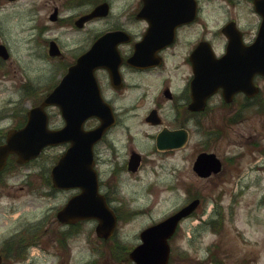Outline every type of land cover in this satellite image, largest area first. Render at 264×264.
Returning a JSON list of instances; mask_svg holds the SVG:
<instances>
[{
    "label": "flooded vegetation",
    "instance_id": "obj_1",
    "mask_svg": "<svg viewBox=\"0 0 264 264\" xmlns=\"http://www.w3.org/2000/svg\"><path fill=\"white\" fill-rule=\"evenodd\" d=\"M256 1L0 0V96L8 97L5 105L0 106V143L8 130L25 124L29 108L35 105V100L38 103L37 77L28 72L27 64L33 67L41 46L52 66L48 69L50 75H42L40 79H46L51 91L80 56L102 37L115 33L112 40L101 45V50L107 45L111 51L112 70L103 66L94 69L101 95L111 105L116 118L115 125L94 149L100 191L111 199L99 169L102 161L99 145L117 128L128 130L122 145L127 142L129 147L157 149L160 147L157 137L163 131L170 132L167 140L169 145H174L166 147H179L175 146V135L182 136L184 130L188 139L181 147H213L219 135L229 136L230 124L243 118L248 106L259 100V95L248 96L244 91L230 92L223 87L207 95L206 85L200 86L196 93V82L200 75H206L211 55L214 58L227 53L230 36L236 34L246 44L256 39L264 21ZM28 4L29 10L22 16L23 5ZM246 17L253 19V28L242 25ZM216 22L222 25L216 27ZM261 78L255 77L257 84ZM26 100L30 101L27 106L23 103ZM7 114L9 124H5ZM56 117L50 108L53 128L65 124L64 121L52 124ZM126 119H131L134 125L125 124ZM98 123L97 118H89L84 128H93ZM132 127L143 135L138 136L137 144L130 132ZM69 145L65 144L64 148ZM133 151L130 148L128 159L123 161L125 170L132 164ZM167 151L170 150L159 152ZM144 159L142 154L141 166ZM113 160L114 157L110 162ZM113 164L116 166L119 162ZM50 172L51 194L70 191V197L77 193L74 189L54 187ZM78 224L65 226L70 230ZM32 227L31 234L35 237H42L47 231L39 223ZM20 233L16 230L11 238L4 240L0 251L3 258L8 254L13 260L24 248L25 237ZM10 247L21 248L15 252Z\"/></svg>",
    "mask_w": 264,
    "mask_h": 264
},
{
    "label": "rangeland",
    "instance_id": "obj_2",
    "mask_svg": "<svg viewBox=\"0 0 264 264\" xmlns=\"http://www.w3.org/2000/svg\"><path fill=\"white\" fill-rule=\"evenodd\" d=\"M29 8V4L23 5L26 11L22 16ZM241 23L247 28L255 26L249 17ZM220 25L222 22L215 23L216 27ZM27 65L28 72L37 77L39 97L48 91L49 85L45 77L43 81L40 76H49L51 70L48 69L52 66L43 46L33 67L30 63ZM259 83L264 99V79ZM7 98L0 96V106L5 105ZM23 103L27 106L30 101ZM52 109L57 115L52 124H61L57 108ZM9 116L5 124L11 122ZM124 123L134 125L131 119ZM127 131L117 128L99 145L101 177L108 186L112 206L121 215L115 235L121 246L132 248L138 244L143 228L162 220L198 194L201 197L199 208L195 215L182 221L171 243L170 264H216L217 251L225 256L223 264H264V154L256 148H264L263 100L248 106L245 116L230 124L229 136L219 135L213 147H184L167 152L155 151L154 147H129L127 142L122 145ZM130 132L135 144L138 136L143 137L138 128L132 127ZM130 148L145 156L142 167L135 173L123 168ZM204 148L215 151L225 163L224 170L211 179L197 177L192 169L195 153ZM63 149V145L48 147L36 161L3 175L4 180H0V249L16 230L26 238L32 226L42 222L47 231L40 237L39 244L30 247L24 261L11 264H134L126 253L120 261L111 256L114 241H105L96 235L97 221L93 219L80 222L76 233L66 237L67 247L59 245L58 238L67 228L57 221L56 211L71 192L51 194L52 188L44 180ZM241 151L243 156L238 158ZM112 155L114 160L110 162ZM231 156H234L232 162ZM116 161L119 164L114 166ZM216 210H220L219 213ZM210 218V222L203 223ZM215 244L219 247L210 249Z\"/></svg>",
    "mask_w": 264,
    "mask_h": 264
},
{
    "label": "water",
    "instance_id": "obj_3",
    "mask_svg": "<svg viewBox=\"0 0 264 264\" xmlns=\"http://www.w3.org/2000/svg\"><path fill=\"white\" fill-rule=\"evenodd\" d=\"M256 4L264 14V1L257 0ZM261 27L253 44L243 45L239 42L233 44V39L225 56L209 58L206 75H200L196 82V93L200 86L204 85L207 87L205 93L207 95L219 87L230 92L238 90H245L248 94L257 92L253 78L257 73L264 74V21ZM113 35L115 33L102 37L91 50L82 55L56 89L48 94L40 105L29 111L26 125L20 129L10 130L6 141L0 144L1 171L12 153L17 155L18 162L24 163L36 158L49 145L70 141L71 146L52 169V178L57 187H76L80 188L81 192L72 196L57 212V216L66 223L95 218L98 220L97 235L105 239L114 234L118 219L106 198L98 191L93 147L115 122V118L110 105L101 97L93 71L100 65L112 70L109 56L111 51L107 45L101 50V45L112 40ZM49 105L60 107L67 122L64 127L60 129L48 127L45 107ZM91 116L99 117L101 123L92 130H84L83 123ZM166 137L159 135L160 146H163ZM185 139L184 136L181 142ZM133 157L134 164L137 165L140 157L138 154H134ZM221 165V160L215 153L202 152L198 155L194 168L200 176L205 177L211 172H218ZM199 203L200 199L196 198L160 222L144 228L140 233L141 243L130 251V257L137 264H168L171 253L170 237L175 233L179 221L192 213Z\"/></svg>",
    "mask_w": 264,
    "mask_h": 264
},
{
    "label": "trees",
    "instance_id": "obj_4",
    "mask_svg": "<svg viewBox=\"0 0 264 264\" xmlns=\"http://www.w3.org/2000/svg\"><path fill=\"white\" fill-rule=\"evenodd\" d=\"M76 226L75 227H71V229L67 230L66 232H62L61 238L59 239V243L60 244L66 245V241H65L66 239L65 240H63V239L68 237L67 236L68 234H75L76 233V229H75ZM35 236H36L35 234H32L27 239L25 238L26 239V241L24 240L25 246H27L28 244H31V243H35V242H37L40 239V237H35ZM25 246H24L23 249H21L20 251L17 252V258H21L22 257V255H23V253L25 251ZM214 248L216 249L217 247H214ZM15 249H16L15 247L14 248L13 247L9 248L10 251H12V250L15 251ZM16 251H17V249H16ZM125 253H126V248H124L123 246H120L117 242H114V247L110 250L111 256H113L114 259L120 261L124 257ZM218 256L220 258H224L225 257L224 255L220 256L219 251H217L216 259H214L216 263L220 262Z\"/></svg>",
    "mask_w": 264,
    "mask_h": 264
}]
</instances>
